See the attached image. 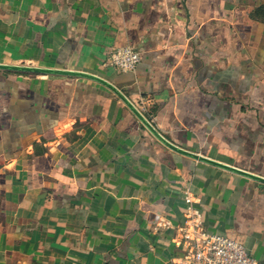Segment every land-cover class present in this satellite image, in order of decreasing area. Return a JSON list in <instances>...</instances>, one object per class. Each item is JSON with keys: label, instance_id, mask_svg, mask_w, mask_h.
<instances>
[{"label": "crops", "instance_id": "crops-1", "mask_svg": "<svg viewBox=\"0 0 264 264\" xmlns=\"http://www.w3.org/2000/svg\"><path fill=\"white\" fill-rule=\"evenodd\" d=\"M0 63L102 77L264 176V0H0ZM188 198L264 264L263 182L96 80L0 69V264H173Z\"/></svg>", "mask_w": 264, "mask_h": 264}, {"label": "built area", "instance_id": "built-area-1", "mask_svg": "<svg viewBox=\"0 0 264 264\" xmlns=\"http://www.w3.org/2000/svg\"><path fill=\"white\" fill-rule=\"evenodd\" d=\"M141 59L142 52L126 44L114 47L108 61L118 70L135 71ZM139 104L136 106L146 115V100L142 99ZM188 199L190 205L179 241L182 254L173 260V264H263L251 254L242 239L209 229L200 211Z\"/></svg>", "mask_w": 264, "mask_h": 264}, {"label": "water", "instance_id": "water-1", "mask_svg": "<svg viewBox=\"0 0 264 264\" xmlns=\"http://www.w3.org/2000/svg\"><path fill=\"white\" fill-rule=\"evenodd\" d=\"M0 69L4 70H12V71H23V72H31V73H44V74H64V75H73V76H81L96 80L106 86H108L111 90H113L125 103L126 105L139 117V119L143 122V124L165 145L170 147L171 149L190 156L192 158L198 159L200 161L207 162L209 164L216 165L218 167L245 175L250 177L254 180L260 181L264 183V176L247 171L245 169H241L239 167L212 159L208 156L203 154L190 151L179 145L175 144L174 142L170 141L167 137H165L153 124L150 118H148L139 108L128 98V96L119 89L116 85L111 83L110 81L94 75L92 73L83 72V71H76V70H68V69H57V68H48V67H39L34 65H26V64H7V63H0Z\"/></svg>", "mask_w": 264, "mask_h": 264}]
</instances>
